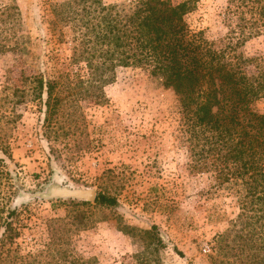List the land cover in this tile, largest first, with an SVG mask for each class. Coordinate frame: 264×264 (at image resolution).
<instances>
[{
  "label": "rangeland",
  "instance_id": "1",
  "mask_svg": "<svg viewBox=\"0 0 264 264\" xmlns=\"http://www.w3.org/2000/svg\"><path fill=\"white\" fill-rule=\"evenodd\" d=\"M68 1L0 0V139L10 146L14 162L9 166L22 187L12 205H28L21 210L27 241L42 243L48 221L82 211L86 226L70 233V245L97 264H252L249 255L262 260L254 264H264V250L239 247L235 194L212 188L207 176L190 172L179 97L149 70L119 69L103 101L75 80L61 93L59 114L45 121L47 94L36 99L35 80L52 65L50 57L57 62L56 76L71 70L67 42L76 33L65 27L60 43L59 27L49 24L53 6ZM192 4L185 16L192 34L264 66V0ZM258 107L264 112V102ZM55 182L95 188L118 204L75 207L34 198ZM3 192L1 186L0 208Z\"/></svg>",
  "mask_w": 264,
  "mask_h": 264
},
{
  "label": "trees",
  "instance_id": "2",
  "mask_svg": "<svg viewBox=\"0 0 264 264\" xmlns=\"http://www.w3.org/2000/svg\"><path fill=\"white\" fill-rule=\"evenodd\" d=\"M192 3L70 0L54 5L49 24L59 27L60 43L67 35L65 27L76 33L67 42L71 52L67 67L71 70L56 76L57 62L50 57L52 70L47 66L35 80L36 99L42 100L47 94L45 121L52 122L65 100L61 93L73 81L87 85L103 101L104 89L116 80L119 69L149 70L165 90L179 97L188 136L190 172L207 176L212 188L235 194L240 212L233 227H241L237 232L239 247L242 252L263 251L264 112L258 104L264 102V66L226 48L217 49L201 34H192L185 20L194 9ZM254 65L256 70L251 68ZM73 67L79 71L74 73ZM0 150V178L4 180L0 184L4 188L0 264H97L95 258L76 253L70 245V233L86 226L84 220L88 217L82 211L68 220L48 221L47 239L42 243L27 241L21 210L28 205H12L22 187L19 175L10 169L8 161L14 159L5 140L0 139ZM65 201L75 207L93 206L89 202ZM94 204L114 208L118 199L101 192ZM248 259L252 264L262 261L257 262V257L251 255Z\"/></svg>",
  "mask_w": 264,
  "mask_h": 264
},
{
  "label": "water",
  "instance_id": "3",
  "mask_svg": "<svg viewBox=\"0 0 264 264\" xmlns=\"http://www.w3.org/2000/svg\"><path fill=\"white\" fill-rule=\"evenodd\" d=\"M97 197L95 188L74 187L63 183H51L44 191L34 198L42 200H76L93 203Z\"/></svg>",
  "mask_w": 264,
  "mask_h": 264
}]
</instances>
